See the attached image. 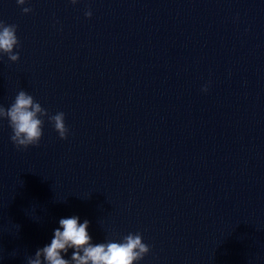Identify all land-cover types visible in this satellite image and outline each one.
<instances>
[{"label": "water", "instance_id": "95a60500", "mask_svg": "<svg viewBox=\"0 0 264 264\" xmlns=\"http://www.w3.org/2000/svg\"><path fill=\"white\" fill-rule=\"evenodd\" d=\"M0 20L20 41L0 105L23 89L69 128L17 150L0 120V264L72 215L94 242L141 233L135 264H264V0H0Z\"/></svg>", "mask_w": 264, "mask_h": 264}, {"label": "clouds", "instance_id": "9594fccd", "mask_svg": "<svg viewBox=\"0 0 264 264\" xmlns=\"http://www.w3.org/2000/svg\"><path fill=\"white\" fill-rule=\"evenodd\" d=\"M70 2L76 4L78 0ZM16 3L24 5L26 0H16ZM22 11L29 13L32 9L24 7ZM85 16H92L91 9L85 12ZM17 27L0 20V59L6 55L12 62L19 60V51H14L20 47ZM203 90L207 91V87ZM45 117L52 123L59 138L67 139L69 128L65 123V113L61 111L49 115L48 110L27 91L20 90L9 107L0 105V120L7 119L12 132L10 140L17 150L39 145ZM58 223L50 243L38 247L34 255L27 256L26 264H135L150 251V245L143 242L139 232H130L119 241L94 242L88 231L91 223L88 219L81 223L78 215H72L60 218ZM70 249V258H65Z\"/></svg>", "mask_w": 264, "mask_h": 264}]
</instances>
